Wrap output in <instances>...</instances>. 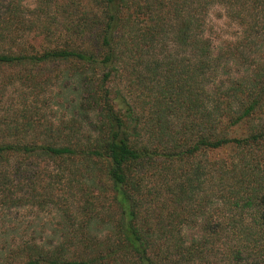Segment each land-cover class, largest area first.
I'll use <instances>...</instances> for the list:
<instances>
[{"label":"trees","instance_id":"trees-1","mask_svg":"<svg viewBox=\"0 0 264 264\" xmlns=\"http://www.w3.org/2000/svg\"><path fill=\"white\" fill-rule=\"evenodd\" d=\"M0 264H264V0H2Z\"/></svg>","mask_w":264,"mask_h":264},{"label":"rangeland","instance_id":"rangeland-1","mask_svg":"<svg viewBox=\"0 0 264 264\" xmlns=\"http://www.w3.org/2000/svg\"><path fill=\"white\" fill-rule=\"evenodd\" d=\"M2 3V0H0V5ZM28 3L31 4L32 7H34L35 5V0H28ZM218 10L217 11H213L211 12V24L214 25L215 29L218 31V33L223 32V33H227L228 31H232L231 29L228 28V26H226L225 22H224V18H218L217 14H218ZM41 38V37H40ZM39 38V39H40Z\"/></svg>","mask_w":264,"mask_h":264}]
</instances>
